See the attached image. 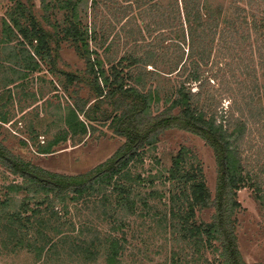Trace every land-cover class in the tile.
I'll use <instances>...</instances> for the list:
<instances>
[{"label": "trees", "instance_id": "obj_1", "mask_svg": "<svg viewBox=\"0 0 264 264\" xmlns=\"http://www.w3.org/2000/svg\"><path fill=\"white\" fill-rule=\"evenodd\" d=\"M39 1L41 19L52 31L32 13L31 0H10L0 23V53L5 60L32 72L41 71L44 64L46 72L68 94L69 103L64 107L60 102L56 104L54 115L59 130L49 141L38 144L37 152H55V147L67 141L78 145L96 131L104 135L105 131L97 128L100 126L123 142L110 158L81 174L51 172L32 165L11 155L0 142V163L21 179L9 185L13 195L0 200L1 249L23 251L32 257L31 264H124L129 219L150 216L157 220L154 228L161 227L172 237L169 264H249L237 245L235 213L240 204L236 194L244 187L253 189L264 216V190L239 155L247 120L233 119L218 110L216 95L207 86L212 73L220 91L226 92L222 89L225 72L217 67L218 62L227 64L231 60L229 52L237 43L249 46L252 35L264 33V0H111L113 8L129 1L122 9L130 7L132 21L139 19L144 24L145 15L161 10L164 21L175 19L178 30L182 34L186 31L189 50L193 47V73L187 80L198 84L197 90L191 93L182 82L163 101L160 91L145 89L141 75L134 72L159 60L162 55L158 46L148 44L152 49L143 55L133 49L106 65L98 50L91 47L94 31L82 19L87 2L94 7L98 0ZM55 4L64 10L60 20L54 16ZM125 14L123 11L120 15ZM143 27L153 31L147 23ZM172 27L170 24L165 28ZM136 31L143 35L142 27ZM62 40L69 42L82 59V71L58 69ZM231 78L235 84L233 74ZM226 84L231 86L228 81ZM84 88L86 97L80 94ZM7 120L0 116V122ZM171 129L201 138L213 151L220 167L213 194L206 184L202 163L195 156L193 161L187 158L184 148L157 176L132 173V164L141 161ZM159 178L169 185L164 190L168 206L157 212L151 200L156 196L153 183ZM143 186L151 189L146 191ZM19 195L22 197L17 199ZM82 208L89 211L91 220L79 219ZM211 209L208 221L196 218L197 211ZM204 251L216 258L209 260Z\"/></svg>", "mask_w": 264, "mask_h": 264}, {"label": "rangeland", "instance_id": "obj_2", "mask_svg": "<svg viewBox=\"0 0 264 264\" xmlns=\"http://www.w3.org/2000/svg\"><path fill=\"white\" fill-rule=\"evenodd\" d=\"M103 1L105 2V0H98L97 6L94 7L88 1L82 19L88 29L94 31L95 40L90 42L91 47L98 50L106 65L133 49H137L138 55L146 54L145 51L152 49L147 45L152 44L154 48L158 46V53L162 56L154 64L149 63L144 68L134 69V72H139L141 75L140 78L145 84V89H158L162 101L171 90H174L182 82L191 93L197 90L198 84L187 80L188 76L193 73V47L189 50L188 35L186 31L185 34H182L178 30L175 19L164 21V17L162 18L160 15L161 10L154 11V14H147L145 15L146 23L153 30L148 32L143 27L145 22L143 24L139 19L132 21L129 16L130 7L128 10L122 9L129 1L123 2L121 8H113L111 0L108 1V4H104ZM31 3L32 13L43 23L40 1L31 0ZM10 4V0H0V23ZM81 8L83 10L84 6L81 5ZM113 9L117 10L114 12ZM123 11L126 13L124 17L120 15H123ZM63 15L64 10L59 9L58 4H55V18L60 20ZM142 15L144 16V14ZM170 24L173 25L172 28H165ZM139 26L142 27L140 34L143 35H139L136 31ZM44 27L48 31H52V28L46 24ZM135 39L138 40L136 44L134 43ZM248 43L249 46L242 45L241 42L237 43L235 49L229 52L231 60H227V64L226 61H223L225 65L219 63V60L217 61V67L225 72L226 79L222 89H226V92L220 91L218 80L211 76L212 73L209 74L207 87L211 93L216 95L215 106L218 110H224L233 119L243 117L247 120L239 155L243 166L251 173L252 177L257 178L256 183L261 186L263 191L264 33L252 35ZM165 54L167 56H164ZM185 60V64L181 66ZM178 61L182 62L174 66ZM41 65V71L32 72L29 69L21 68V65L8 62L3 53H0V116L8 117L6 122H0V142L11 155L18 156L45 170L63 174L88 172L110 158L119 148L123 139L113 136L107 127L100 126L97 128L105 131L104 135H99V132L96 131L95 134L87 137L85 142L78 145L67 141L55 147V152L38 153L37 145L49 141L60 128L57 116L54 115L56 104L60 102L64 107L66 103H69L68 94L64 91L63 85L46 72L44 64ZM57 67L59 70L69 72H79L84 69L82 59L78 57L72 45L65 40L59 43ZM217 67H213L214 71L217 70ZM232 74L237 79L235 84L230 81ZM226 81L231 86L226 84ZM80 94L86 97L87 89H82ZM35 136L36 139H34ZM180 148L186 150L187 158L191 161L195 156L202 163L206 184L213 194L220 167L211 148L201 138L186 131L177 129L166 131L154 149L147 151L141 161L132 164L131 171L140 173L144 177L149 174L157 176L163 168L169 167L172 156ZM20 181L19 177L11 175L7 168L0 163V200L12 196L13 192L10 191L9 185ZM153 185L156 196L151 202L157 207V212L165 211L168 201L164 190H167L169 185L168 183L164 184V180L160 178ZM142 188L146 191L151 189L149 186ZM20 197L22 195H19L17 199ZM236 200L240 204L235 216L237 219V245L241 257L249 264L264 263L263 210L255 198L254 190L249 187L240 189L236 194ZM15 206L12 205L11 208ZM82 210L79 212V219L91 220L88 216L89 211L83 208ZM73 211L78 214V210ZM212 213V209L197 211L196 218L208 221ZM156 222L157 220L153 221L150 216L129 219L130 229L125 231L127 239L125 246H127L128 256L124 258V264H169V247H174L172 237L168 231L165 234L161 227L154 228ZM167 239L170 242H167ZM202 254L209 260L216 258V255L213 256L214 254L211 252L204 251ZM215 262L216 260L213 261V263ZM31 263L32 257L23 251L10 253L2 250L0 240V264Z\"/></svg>", "mask_w": 264, "mask_h": 264}]
</instances>
